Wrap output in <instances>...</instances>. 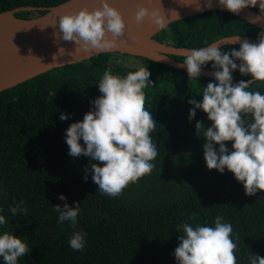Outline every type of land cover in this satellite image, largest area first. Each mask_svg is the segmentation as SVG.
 Wrapping results in <instances>:
<instances>
[{
  "label": "trees",
  "instance_id": "trees-1",
  "mask_svg": "<svg viewBox=\"0 0 264 264\" xmlns=\"http://www.w3.org/2000/svg\"><path fill=\"white\" fill-rule=\"evenodd\" d=\"M66 1L0 0V13L35 8L14 15L28 20ZM262 31L235 14L211 11L176 21L155 39L193 49L234 35L257 40ZM239 46H224L221 51ZM125 56L138 59L150 72L154 91L144 90L145 108L156 122L151 135L158 156L150 175L130 184L119 197H110L99 192L92 173L85 171L98 162L68 154L66 130L93 109L105 71L123 76L138 70L125 63ZM171 58L184 62L186 57ZM203 68L213 70L212 63ZM232 76L233 85L251 80L239 71ZM210 82L215 80L201 76L190 80L187 71L143 57L104 53L1 92L0 215L6 223L0 225V234L12 233L29 245L30 252L18 264H176L174 251L182 234L177 226H214L217 215L233 227L237 264H249L250 253L264 258V193L248 196L227 169L223 174L208 170L205 139L197 135L195 125L201 122L207 130L211 122L198 109L189 119L193 107L189 100L199 102L202 97L197 95ZM252 88L264 94V84ZM62 113L69 119L61 121ZM80 143L84 146L83 140ZM226 147L231 151V142ZM61 195L66 200H60ZM21 201L27 214L13 215L10 209ZM65 203L70 207L80 203L75 227L69 221L58 223L55 206ZM74 232L86 233L83 251L69 246Z\"/></svg>",
  "mask_w": 264,
  "mask_h": 264
},
{
  "label": "clouds",
  "instance_id": "clouds-1",
  "mask_svg": "<svg viewBox=\"0 0 264 264\" xmlns=\"http://www.w3.org/2000/svg\"><path fill=\"white\" fill-rule=\"evenodd\" d=\"M99 3L101 7L92 11L83 8L75 14L60 16L59 32L54 33L56 38L74 42L76 50L86 52H102L126 44L122 39L126 24L121 12L107 0H99ZM218 4L237 15L243 9L258 5L260 16L257 19H264V0H218ZM205 6L211 8L212 0H205ZM173 14L176 17V13ZM146 19H151L157 29L168 24L161 9L149 11L141 6L135 13V23L139 26ZM131 39L136 40L135 37ZM231 42L239 43V50L233 48L222 52V42L188 50L181 66L186 68L189 79L195 80L202 67L212 63L215 82L202 88L197 95L202 97L199 102L189 100L193 106L189 119L195 117L198 109L211 122L207 130L201 122L195 125L197 135L205 139L203 150L208 170L223 174L227 169L243 185L245 194L254 196L258 192L264 193V94L252 88L253 84H264V31L259 33L256 43L246 39L241 42V36L231 37ZM16 49L18 54L19 49ZM63 52L60 49V53ZM237 69L251 80H241L233 85L232 72ZM149 76L147 67L142 66L123 76L113 74L110 69L105 71L98 83L101 95L92 102L93 109L84 115L82 122L72 123L66 130L68 154L74 158L90 157L98 162L90 164L85 171L92 173V181L98 185L101 194L119 197L130 184L150 175L155 168L152 161L158 156V147L151 134L156 122L145 108L144 90L152 87ZM60 119L64 121L69 116L62 113ZM229 142L231 151L226 147ZM84 179L87 181V175ZM59 199L66 200V197L61 195ZM23 204L21 201L12 207L11 213L26 215ZM79 205L55 206L59 213L58 223L69 221L75 227ZM5 223V217L0 215V225ZM177 230L182 234L174 251L176 264H237L233 227L223 222L222 216L215 217L214 226L183 223ZM85 236L86 233L74 232L69 239L71 249L83 251ZM235 239H239V233ZM29 252V245L21 238L9 232L0 234L3 264H18ZM248 259L249 264H264V258L252 253Z\"/></svg>",
  "mask_w": 264,
  "mask_h": 264
},
{
  "label": "water",
  "instance_id": "water-1",
  "mask_svg": "<svg viewBox=\"0 0 264 264\" xmlns=\"http://www.w3.org/2000/svg\"><path fill=\"white\" fill-rule=\"evenodd\" d=\"M147 1L107 0L110 6L118 9L123 16L126 29L125 36L122 39L127 43L102 52L76 50L77 46L74 42L58 40L54 35V33L59 32L58 22L60 16L75 14L83 8L92 11L101 7L99 0H68L49 8L46 14L28 20L17 19L14 15L19 11H30L35 8L22 7L0 13V17L10 15L22 24V26L15 28L0 25V93L13 89L52 70L81 63L104 53H119L143 57L175 69L186 71V68L181 66L183 62L177 61L170 56L185 57L186 51L191 49L177 48L162 43L155 39V36L176 21L211 11L230 13L219 6L218 0H212L211 8L205 6V0H152L160 6L157 10H162L166 23L168 22L167 26L157 29V26L154 25L151 19H146L141 25L137 26L135 23V13L138 8L143 6L151 11L150 4ZM257 10H259L258 5L255 8L243 9L238 15H235L264 31V19H257L260 16ZM173 12L176 13V17L174 14L172 15ZM51 25H55L56 27L54 28ZM131 37L136 38L135 42ZM231 37L233 36L222 38L214 43L222 42L221 48L239 45V43H232ZM245 39L250 43L257 42V40L250 37L241 36V42ZM13 44L19 49L18 54ZM60 49H63L64 52L60 53ZM237 71L238 69L232 72V74ZM212 72L213 70L202 67L200 76L214 79Z\"/></svg>",
  "mask_w": 264,
  "mask_h": 264
},
{
  "label": "bare ground",
  "instance_id": "bare-ground-1",
  "mask_svg": "<svg viewBox=\"0 0 264 264\" xmlns=\"http://www.w3.org/2000/svg\"><path fill=\"white\" fill-rule=\"evenodd\" d=\"M147 2H149V6H150V10H154V9H158L160 6L158 4H156L154 1L152 0H148ZM48 11V10H47ZM17 18V17H15ZM241 18V17H240ZM174 23V22H173ZM172 24V23H171ZM0 25H4L7 27H20L22 26V24L18 21H16L14 18H12L10 15L8 16H4V17H0ZM161 32V31H160ZM178 48V47H177ZM180 48H184V47H180ZM189 49V48H188ZM171 57V56H170ZM175 69V68H173ZM209 70V69H208ZM202 77V76H201ZM206 78V77H205ZM209 79H213V78H209ZM238 84V83H237ZM234 85H236V83H234Z\"/></svg>",
  "mask_w": 264,
  "mask_h": 264
},
{
  "label": "rangeland",
  "instance_id": "rangeland-1",
  "mask_svg": "<svg viewBox=\"0 0 264 264\" xmlns=\"http://www.w3.org/2000/svg\"><path fill=\"white\" fill-rule=\"evenodd\" d=\"M126 62L127 65H130V66H133V67H140V64L141 62L136 59V58H133V57H130V56H125V59H124ZM149 91H154V87H148L147 88Z\"/></svg>",
  "mask_w": 264,
  "mask_h": 264
}]
</instances>
